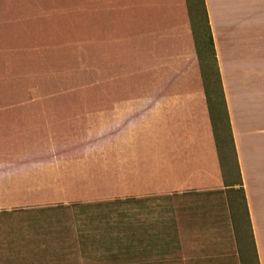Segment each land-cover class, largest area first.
I'll return each instance as SVG.
<instances>
[{
  "label": "rangeland",
  "instance_id": "1",
  "mask_svg": "<svg viewBox=\"0 0 264 264\" xmlns=\"http://www.w3.org/2000/svg\"><path fill=\"white\" fill-rule=\"evenodd\" d=\"M111 1L90 5L82 0L79 4H62L59 11L22 12L13 21L21 26L0 27V128L7 125L14 128L16 123L12 119L25 120L22 124H27V119H126L133 110L131 103L124 102L131 97L130 86L121 90L120 78H112L118 72L154 68L161 57L174 53L172 39L182 35L177 30L182 26L190 32L192 26L194 37L197 36L198 43L201 41L192 10L194 0L187 3L186 0H123L124 3L118 0L115 4ZM255 2L247 0V5L255 8ZM86 7L97 9L76 11ZM109 7L121 9L109 10ZM263 14L264 11L259 14V24L248 31L244 44L251 56L262 54L257 63L261 68H264ZM151 48L156 51L153 56L147 54ZM204 55L200 49L202 61ZM184 59L185 56L168 61L179 63ZM257 64L252 68L256 69ZM100 82L103 86H99ZM136 86L140 90L148 89L142 77ZM137 95L147 100L142 91ZM185 103L179 96L169 109L181 116ZM212 112L214 119L216 112L224 119L218 107ZM170 121H181L182 125L152 121L146 136L152 145L147 148L143 144L142 155L136 159L131 147L133 135L109 140V151L103 150L105 156L95 160L93 171L102 168L103 172L118 175L119 184L114 183L118 190L113 197L92 192L84 199L69 197L66 190L72 182L58 180L52 168L40 170L34 178L27 172L15 182H0V264H113L106 250L117 253L129 246H106L100 240L106 234L118 232L132 233L138 242L134 244L133 240L135 252L143 254V258L150 255L156 259L163 250L160 234L158 237L156 234L173 225L170 223L175 224L181 252L175 251L172 257L185 258L183 263H196L206 251L213 261L219 260L216 264H255L243 207L239 199L237 203L233 200L237 186L231 191L219 188L144 195L140 186L123 184L137 166L153 163L154 159L149 160L152 158L145 155L163 150L159 138L161 127H179L185 138L195 139L198 128L191 126L189 120ZM8 148L6 144L0 146V152ZM83 164L87 169L91 165L86 160H75L69 169L81 172ZM152 165L161 166V163ZM231 165V160L226 158L225 168ZM61 170L57 166V172ZM42 174H47V179L50 177L48 182L40 183ZM142 237H150V243L140 245Z\"/></svg>",
  "mask_w": 264,
  "mask_h": 264
},
{
  "label": "crops",
  "instance_id": "2",
  "mask_svg": "<svg viewBox=\"0 0 264 264\" xmlns=\"http://www.w3.org/2000/svg\"><path fill=\"white\" fill-rule=\"evenodd\" d=\"M4 2L16 3L15 0ZM204 3L241 173L250 231L258 264H264V68L257 64L262 54H257L260 56L254 58L257 55L251 56L244 48L248 31L259 24V14L264 11V0H256L255 8L248 6L247 0H204ZM95 9L97 8L86 7L83 10ZM108 9L116 10L121 7ZM177 30L182 35L175 32L177 37L172 39L174 53L165 54L162 59L157 58L161 60L154 68L149 71L140 68V71L132 63L131 66H135V69L124 74L118 72L112 78H120L121 90L130 86L129 92L133 99L130 97L124 102L131 103L133 110L126 119H27V124L21 123L25 121L23 119H12L16 123L14 128L11 129L8 125L0 128V142L4 141L9 147L0 152V182H15L27 172H31L34 178L40 170L52 168V174L58 180L62 178L63 182H72L66 190L69 197L84 199L91 192L113 197L118 190L114 184H119L118 175L103 172L102 168L100 171H93L95 160L105 156L103 150L109 151V140H120L133 135L134 137H130L133 141L131 147L134 148L133 157L136 159L142 155L143 144H147V148L152 145L150 137L146 136L154 119L164 125H182L181 121L175 123L170 120L187 119L191 126L198 128L195 139L185 138L179 127H161L159 138L163 143V150L158 154H149L148 157L145 155V158H152L149 160L154 159L153 163H161V166H154L153 163L152 166H137L136 171H132L123 184L140 186L143 189L141 194L144 195L172 191L184 193L188 190L207 192L223 188L191 32L185 26ZM140 52H144V49ZM155 53V48L147 51L152 56ZM183 56L185 59L179 63L168 61L169 58ZM250 57L257 62L253 63ZM255 64L257 67L253 69ZM140 77L147 82V90H140L136 86ZM141 91L144 96L147 95L146 105L145 101L139 99L141 96L137 95ZM179 96L186 100L181 116L176 114V110L169 109V105ZM199 142L206 144L201 145ZM4 143L0 146L5 147ZM75 160H86L92 166L89 165L87 169L83 164L84 169L78 172L80 174L74 173L69 166ZM57 166L62 168L60 172H57ZM57 173L59 174L56 175ZM47 176L40 175V183L48 182L50 177L47 179ZM179 250V239L166 246L163 244L160 252L164 253L165 260L162 263L188 264L182 262L186 261L185 258L172 257ZM202 255L204 256L198 257L196 263L191 264L220 263L219 260L213 261L215 259L206 251Z\"/></svg>",
  "mask_w": 264,
  "mask_h": 264
},
{
  "label": "trees",
  "instance_id": "3",
  "mask_svg": "<svg viewBox=\"0 0 264 264\" xmlns=\"http://www.w3.org/2000/svg\"><path fill=\"white\" fill-rule=\"evenodd\" d=\"M15 4L5 3L4 0H0V27H16L21 26V23H13L14 20L19 18L20 13L22 12H52V11H59L60 5L66 4H79L82 0H15ZM123 0H121L122 2ZM21 2V4H20ZM91 5H95L96 3L101 4L104 0H87ZM112 4L118 2V0L111 1ZM124 3V1H123ZM187 3V0H186ZM65 5V6H66ZM64 6V7H65ZM63 7V8H64ZM70 8V7H69ZM66 8L64 10H67ZM113 8V7H112ZM188 14L190 16V8L187 4ZM152 10H157L154 8H149ZM193 12L195 16V27L199 31V37L201 41L198 43L196 38V32L193 30L191 26V33L193 36V47L196 56V60L198 63L202 87L205 94L206 99V106L208 109V114L210 118L211 128L213 132L215 148L217 153V158L219 162V166L221 169L222 175V183L224 190H234V186H237L238 189L233 191L235 192L234 201L237 203L236 200H240L241 205L244 210V216L247 221V229L248 235L250 237L252 251L254 256L255 264H258V259L255 251L254 241L250 231V224L248 221V215L246 210L245 204V197H244V189L243 183L241 178V173L238 165L236 149L232 137L230 122L228 118V111L227 106L224 98V92L222 88L220 73L216 61L214 45L211 36V30L209 26L207 11L205 7L204 0H194L193 5ZM76 11H89V10H76ZM200 49H202L205 53V58L202 61L200 56ZM88 69V68H87ZM99 86H103V83L100 82ZM218 107L223 115V120L220 119L219 112H216L217 119H214L213 116V108ZM229 158L232 162V165L229 168H225L224 160ZM173 225H167L163 228L162 232L156 234L159 238L162 239L161 243L169 245L172 244L174 240L178 239V233L176 231V227L174 223H170ZM136 236L132 233L121 235L120 232L114 235V233L106 234V236L101 237L100 242L104 243L103 245H117V246H129L127 250H121V252L113 253L111 249H107V253L111 256L109 260H112L113 264H163L164 253H160L159 256L154 259L151 258L150 255L145 256L143 254H138L135 252L134 244L137 242ZM155 239H158L154 237ZM173 240L169 242L168 240ZM125 240V242H123ZM133 240L134 244H133ZM138 243V242H137ZM150 243V237L145 238L142 237L139 241L140 245H147ZM107 246V245H106ZM142 253V252H140ZM154 264V263H153Z\"/></svg>",
  "mask_w": 264,
  "mask_h": 264
}]
</instances>
